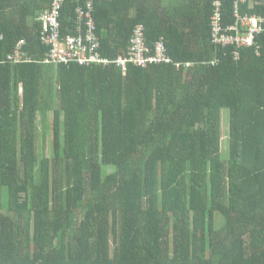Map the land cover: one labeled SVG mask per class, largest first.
Wrapping results in <instances>:
<instances>
[{
	"label": "trees",
	"instance_id": "obj_1",
	"mask_svg": "<svg viewBox=\"0 0 264 264\" xmlns=\"http://www.w3.org/2000/svg\"><path fill=\"white\" fill-rule=\"evenodd\" d=\"M90 1L64 0L63 36ZM217 1L235 23L238 0H95L111 63L56 65L48 85L53 0H0V264H264V32L239 60L217 49ZM139 24L172 63H112Z\"/></svg>",
	"mask_w": 264,
	"mask_h": 264
},
{
	"label": "built area",
	"instance_id": "obj_2",
	"mask_svg": "<svg viewBox=\"0 0 264 264\" xmlns=\"http://www.w3.org/2000/svg\"><path fill=\"white\" fill-rule=\"evenodd\" d=\"M94 1H90L86 9L77 8L75 32L66 36L62 35L60 21L64 0H53L51 8L41 13L39 17L42 22L40 40L48 47L46 63L54 65L75 63L81 66H106L111 63L99 52L100 40L96 34L95 18L92 13ZM244 1L238 0L236 2L235 23H224L220 1L215 3L216 14L212 19L213 43L217 49L234 47L233 57L235 60H239L241 57L240 49L255 46L257 44L256 38L264 32V16L240 13L239 5ZM261 4L264 7V0ZM146 43L145 25L139 24L135 29L128 55L117 57L112 63L123 67L125 70L129 64L147 67L150 64L172 63L165 42L161 41L156 44L155 54L152 53L153 51L149 49ZM25 45V40L19 42L14 53L9 56L11 62L18 64L31 60L25 52ZM218 63L219 60L213 62L214 65ZM186 67H191V63L186 64Z\"/></svg>",
	"mask_w": 264,
	"mask_h": 264
},
{
	"label": "rangeland",
	"instance_id": "obj_3",
	"mask_svg": "<svg viewBox=\"0 0 264 264\" xmlns=\"http://www.w3.org/2000/svg\"><path fill=\"white\" fill-rule=\"evenodd\" d=\"M46 69V73L48 72V75H46V82L49 85L50 83H53L54 85L57 82V66L56 65H48L45 67ZM56 79V80H55ZM52 120V111H49V115H48V120H47V124H49V121L51 122ZM44 127L42 126V129ZM44 131V130H43ZM50 132V136H51V130ZM227 115L226 112H224L223 114V149L224 151H226V146H227ZM46 153L48 155H51L52 152V147H51V142L50 139L46 142Z\"/></svg>",
	"mask_w": 264,
	"mask_h": 264
}]
</instances>
